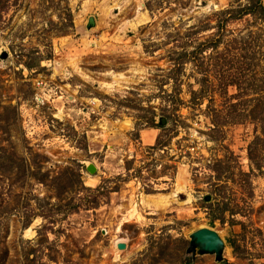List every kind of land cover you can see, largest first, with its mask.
I'll list each match as a JSON object with an SVG mask.
<instances>
[{"label": "rangeland", "instance_id": "1", "mask_svg": "<svg viewBox=\"0 0 264 264\" xmlns=\"http://www.w3.org/2000/svg\"><path fill=\"white\" fill-rule=\"evenodd\" d=\"M0 264H264V0H0Z\"/></svg>", "mask_w": 264, "mask_h": 264}, {"label": "water", "instance_id": "2", "mask_svg": "<svg viewBox=\"0 0 264 264\" xmlns=\"http://www.w3.org/2000/svg\"><path fill=\"white\" fill-rule=\"evenodd\" d=\"M118 247L123 248L122 243H118ZM198 248L200 253H212L216 259L222 257L223 241L218 233L209 227H201L196 229L190 235V249L194 251Z\"/></svg>", "mask_w": 264, "mask_h": 264}, {"label": "bare ground", "instance_id": "3", "mask_svg": "<svg viewBox=\"0 0 264 264\" xmlns=\"http://www.w3.org/2000/svg\"><path fill=\"white\" fill-rule=\"evenodd\" d=\"M92 23H90V25H91ZM183 187V186H182ZM182 187L179 185V186H177L176 188H174V190H173V192H171L172 193V195H174L175 194V192L176 191H180V190H182ZM147 197V196H146ZM154 197V196H153ZM161 198V197H160ZM188 199H189V197H188ZM189 201V200H188ZM203 227V226H202ZM201 228V227H200ZM114 243H115V245L116 246H118V243H119V238L118 237H116V239L114 240Z\"/></svg>", "mask_w": 264, "mask_h": 264}]
</instances>
